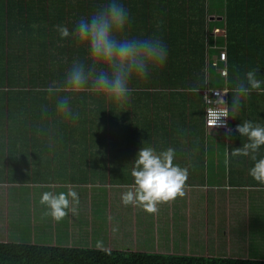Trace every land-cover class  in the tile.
<instances>
[{"label": "trees", "instance_id": "16d2710c", "mask_svg": "<svg viewBox=\"0 0 264 264\" xmlns=\"http://www.w3.org/2000/svg\"><path fill=\"white\" fill-rule=\"evenodd\" d=\"M107 2L0 0V160L18 151L26 155V147L39 139L34 133L56 129L55 144H77L84 156L105 155L107 145L123 146L136 135L148 137L137 119L154 122L159 109L176 114L189 132L168 143L195 147L189 154L203 161L212 132L203 120L206 79L211 88L222 86L230 92L247 71L258 68L257 78L264 81V0H120L129 12L125 35L161 39L168 51L165 64L150 69L146 80L133 78L126 103L89 88L71 104L79 113L77 120L57 113L51 86L63 82L73 61L90 62L87 48L76 39V24ZM57 25L67 27L70 35L61 37ZM214 28L218 35L212 33ZM221 50H226V60H219ZM222 66L228 68L227 77L218 69ZM217 72L224 78L221 84L213 80ZM193 86L202 87L199 95L191 91ZM173 100V108L167 109ZM231 102L228 97L229 107ZM241 120L231 122L229 138L240 135L235 128ZM130 124L141 131H126ZM11 165L7 173L0 169V177H12ZM0 264H264V257L0 240Z\"/></svg>", "mask_w": 264, "mask_h": 264}, {"label": "crops", "instance_id": "0c3cea01", "mask_svg": "<svg viewBox=\"0 0 264 264\" xmlns=\"http://www.w3.org/2000/svg\"><path fill=\"white\" fill-rule=\"evenodd\" d=\"M213 17L209 15L210 19ZM216 18L221 17L217 15ZM220 52L219 60H222ZM218 69L222 72L226 68ZM206 81L210 87L209 80ZM174 102L168 103L167 109L173 108ZM154 118V122L147 123L137 119L138 126L146 127L144 134L148 137L136 135L133 142L123 146L107 145L105 155L99 152L84 156L82 147L77 144H55L54 134L60 131L58 129L46 130L44 134L33 132L39 139L26 147V155L18 151L9 157L6 154L0 160V169L4 172L7 173L11 164L13 168L11 178L3 173L0 177V202L12 200L11 206L7 204L5 209L0 203V240H31L33 235H39L41 240L49 241L46 230L50 226L55 231L52 240H58V243L49 242L51 244L129 248L134 242L138 249L146 250L138 244L149 243L153 251H159L155 250L158 246L154 243L156 239L160 240L164 231L168 232L163 247L174 246L166 243L169 237L173 243L185 242L190 238L200 239L191 235L202 232L203 242H213L215 246L209 248L211 254L231 255L225 250L229 242L237 248L245 247L248 252L245 257H251V251H264V185L249 175V169L255 163L252 154L230 155L233 149L248 142L247 138L238 134L229 138L225 127L212 128L214 131L209 138H215L212 133H218L217 130L227 134L224 147L220 149L222 155L219 154V160H211L210 150L205 147L204 160L200 161L189 154L196 152L195 147H177L168 143L171 139L176 140L182 131L186 135L189 133L176 114L157 109ZM241 119L264 126V93L252 91L250 97L242 101L237 117H230L227 128L231 127V122ZM141 127L130 124L125 130L137 133ZM31 133L28 132L29 137ZM143 146L152 147L156 152L169 147L175 149L174 163L189 170L185 196L159 204L156 214H149L137 205L125 206L121 199L134 184L131 170ZM255 156L257 160L264 158V146ZM105 181L107 187L100 184ZM70 189L79 196V204L72 205L75 212H69L60 222L45 216L47 209L40 203L42 193H67ZM85 200L91 202L90 205H86ZM163 225L167 229H163ZM114 228L117 230L113 231ZM10 229L16 237L9 236ZM230 250L233 249L230 247Z\"/></svg>", "mask_w": 264, "mask_h": 264}, {"label": "clouds", "instance_id": "9594fccd", "mask_svg": "<svg viewBox=\"0 0 264 264\" xmlns=\"http://www.w3.org/2000/svg\"><path fill=\"white\" fill-rule=\"evenodd\" d=\"M128 25L129 12L120 0H108L89 17H82L77 22L74 33L78 43L87 48L90 62L85 65L84 62L73 61L63 82H54L51 86L50 95L56 96L57 113L77 120L79 113L73 112L71 104L78 94L89 88L108 95L117 103H126L132 93V79L146 80L150 69L165 64L168 51L163 41L158 37L128 38L125 35ZM56 27L61 37L70 35L67 27ZM258 71V68L247 71L245 79L236 82L232 89L230 107L224 98L229 93L226 89H210L217 97L215 101L207 94L203 96L204 104L208 105L206 117L210 129L223 126L231 134L233 130L227 128V118L237 117L242 101L247 100L252 91L264 93V81L257 78ZM201 88L193 86L191 91L199 95ZM61 91H67L70 95H59ZM42 107L47 113V107ZM235 131L241 137H246L248 142L243 143L241 148L233 149L230 155L252 154L251 159L255 163L249 169V175L264 185V158L257 160L255 156L261 146H264V126L244 120L236 125ZM174 160L175 149L171 147L156 152L152 147L143 146L137 153L131 170L134 184L122 194L123 204L137 205L149 214H156L159 204L184 197L189 170L175 164ZM40 203L47 209L45 216H51L60 222L69 212H75L72 205L79 204V196L71 189L59 194L45 191Z\"/></svg>", "mask_w": 264, "mask_h": 264}, {"label": "rangeland", "instance_id": "374dc122", "mask_svg": "<svg viewBox=\"0 0 264 264\" xmlns=\"http://www.w3.org/2000/svg\"><path fill=\"white\" fill-rule=\"evenodd\" d=\"M212 33L215 34V35H218L219 32H218V30H216L214 28L212 30ZM216 43H221L219 45H222L223 42H216ZM260 64L264 65V63L262 64L261 61H260ZM224 75L227 77L228 68H227V72ZM223 79L224 78H222L220 72L219 73L217 72V73L213 74V80L215 81L216 84H221ZM226 97H227V95H226ZM67 121H68V119H65V122H67ZM229 121H230V119H229ZM206 129H207V131H210V130L212 132L214 131V130L210 129L209 127H206ZM217 132L221 133L222 137H218V139L209 138L205 142V147L208 148L207 150H210L209 151V156H210L211 160H219L220 159V156H219V154H221L220 149L223 148L224 144H225V139H224L225 137L224 136H227V134H223V132H220L218 130H217ZM100 184H103L105 187H107V182L106 181L104 183H100ZM0 203L3 204L4 209H5L7 204H9V206H11L12 200L3 201V202H0ZM85 203H86V205H90L91 202H89L88 200H85ZM0 215L2 216V212H0ZM170 228H171V226H169V229ZM163 229H167V226L163 225ZM200 229H202L203 231L205 230V228L203 226H201ZM9 232H10L9 233L10 237H16L14 235L15 232L12 231V229H10ZM167 232L164 231V233L166 235L163 234V233L160 234V240L156 239V242L154 244H155V246H158V249L154 248L155 250H159V251H162V252H169V253L170 252H172V253H187V254L193 253V254H209L210 255L212 252L210 251L209 248L213 249L215 247L213 245V242H208V241H204L203 242V238L204 237H203V233L202 232H200L198 234L191 235V236H194L196 238H200L201 240L200 239L190 238V239H186L185 242L177 241V242L173 243L172 240H171V237H169V239L167 240L166 243L174 244L175 248H174V246H164L163 247L162 245L165 243V237H167ZM46 233L48 235V238L51 239V240L43 241V240H41L39 235H33V238H31V240H19V241L33 242V243H46V244H51L49 242L58 243V240L57 241L52 240V239H54L53 237L55 235V231L52 229V227L48 226L47 230H46ZM21 239H24V238L22 237ZM148 244L149 243L138 244V245L139 246H144L145 248L152 250L153 248L151 246H148ZM59 245H61V244H59ZM67 246H73V245H67ZM136 247H137L136 244L134 242H132L131 246L128 249L137 250L138 248H136ZM226 247H227V249L225 248V250L228 251L233 256L245 257L248 254L247 249L245 247L237 248L235 246V244L233 245L232 242L227 243ZM230 247L233 250H230ZM165 248H169V249H165ZM216 251H219V250H216ZM262 253H264V251H261V252H258V251L253 252V251H251L249 256L253 257V256H255L257 254L256 257H260L261 258V257H264V254H262Z\"/></svg>", "mask_w": 264, "mask_h": 264}, {"label": "bare ground", "instance_id": "6f19581e", "mask_svg": "<svg viewBox=\"0 0 264 264\" xmlns=\"http://www.w3.org/2000/svg\"><path fill=\"white\" fill-rule=\"evenodd\" d=\"M220 58L222 59V60H226L227 59V53H226V50H222L221 52H220ZM227 72V70L226 69H223L222 70V73L223 74H225ZM210 89H226V90H228L227 88H221V87H205L204 89H203V92L205 93V91L208 93H212V91H210ZM228 92H229V90H228ZM204 96V95H203ZM225 98V100H226V102H227V100H228V94H227V97L225 96L224 97ZM205 107H206V104H204V121H205V124L208 126V124L206 123V119H205ZM229 119H230V117H228L227 118V121H226V123H227V126L229 125ZM221 127H223V126H221Z\"/></svg>", "mask_w": 264, "mask_h": 264}, {"label": "built area", "instance_id": "2783aa9c", "mask_svg": "<svg viewBox=\"0 0 264 264\" xmlns=\"http://www.w3.org/2000/svg\"><path fill=\"white\" fill-rule=\"evenodd\" d=\"M207 94L209 96L210 99H212L213 101H215L217 99V97L215 96V94L212 92L211 94L208 92L205 91L204 95ZM207 108H208V105L206 104V107H205V119H206V122H207Z\"/></svg>", "mask_w": 264, "mask_h": 264}]
</instances>
